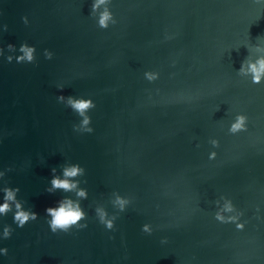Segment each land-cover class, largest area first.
I'll return each mask as SVG.
<instances>
[{
    "label": "water",
    "instance_id": "95a60500",
    "mask_svg": "<svg viewBox=\"0 0 264 264\" xmlns=\"http://www.w3.org/2000/svg\"><path fill=\"white\" fill-rule=\"evenodd\" d=\"M90 5L0 0V47L36 50L32 62L0 56V169L11 168L0 186H19L39 213L22 228L0 217L14 229L0 264H264V81L238 73L264 55V0H112L106 29ZM61 91L93 99L91 133L74 131ZM237 113L247 130L233 134ZM67 162L85 168L87 227L52 233L44 209L75 195L45 188ZM116 193L130 201L123 212ZM223 198L243 228L215 218Z\"/></svg>",
    "mask_w": 264,
    "mask_h": 264
},
{
    "label": "clouds",
    "instance_id": "9594fccd",
    "mask_svg": "<svg viewBox=\"0 0 264 264\" xmlns=\"http://www.w3.org/2000/svg\"><path fill=\"white\" fill-rule=\"evenodd\" d=\"M112 0H91V15L99 28L106 29L110 24H115L114 13L111 10ZM25 22H27L25 20ZM4 29H7V25H4ZM5 47L9 53L19 52L18 55L8 54L5 55ZM5 47H0V56H4L8 62L16 60V62H32L34 61L35 46L28 43H21L19 48L13 43H8ZM46 59L52 58V53L47 49L44 50ZM238 73L244 77H251L253 84H259L264 81V55L257 57L255 60L241 61ZM144 77L148 81H155L159 77L157 71L146 70ZM57 88L63 90L64 85L58 84ZM59 103H63L66 107L70 108L79 117V122L73 124L74 131L91 133L93 128L90 126L91 117L88 114L89 110L95 107V103L91 97L67 95L65 96L62 91L61 94L56 97ZM248 117L244 113H237L234 119L231 121L228 131L230 133H238L240 131L247 130ZM213 145H218V141L213 140ZM215 152L209 153V159L214 158ZM7 171H11V168L0 169V180L6 175ZM51 177L49 180V186L45 188V191L49 194L56 193L57 190H62L64 193H74L75 198L70 195H63L54 203L44 209L45 222L52 233L57 232H69L73 226L78 228L87 227V212L81 204L82 200L87 199V188L81 187V181L78 177H81L85 173V168L78 162L65 163L60 172L57 173L55 167L51 168ZM19 186L13 187L5 182L0 186V217L6 216L8 213L12 214L13 223L18 228H22L27 222L38 219L39 213L34 211L33 208H25L24 201L20 200L17 196L19 193ZM127 197L121 196L118 193L114 195L112 201L113 205L123 212L129 204ZM219 204V201H217ZM96 218L100 224L106 229H113L114 222L116 220L115 215H109L106 209L103 207H97L95 209ZM225 213H232L231 215H225ZM242 213L235 209L232 201L227 198H223V204L218 207L215 213V218L222 223H236L237 229H241L244 226V222L240 220ZM84 221V223H81ZM143 232L147 234L152 233V228L149 225H143ZM14 229L10 224H4L0 228V242L11 237ZM167 238L161 239V243H166ZM8 247H0V256L8 255Z\"/></svg>",
    "mask_w": 264,
    "mask_h": 264
}]
</instances>
